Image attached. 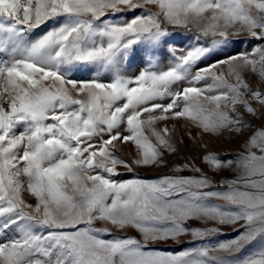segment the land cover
Segmentation results:
<instances>
[{"label": "snow or ice", "instance_id": "1", "mask_svg": "<svg viewBox=\"0 0 264 264\" xmlns=\"http://www.w3.org/2000/svg\"><path fill=\"white\" fill-rule=\"evenodd\" d=\"M0 264H264V0H0Z\"/></svg>", "mask_w": 264, "mask_h": 264}, {"label": "rangeland", "instance_id": "2", "mask_svg": "<svg viewBox=\"0 0 264 264\" xmlns=\"http://www.w3.org/2000/svg\"><path fill=\"white\" fill-rule=\"evenodd\" d=\"M254 47V44H243V45H238L235 48L230 49V52H237V51H251L252 48ZM222 58V57H221ZM210 61H205V63H209ZM204 65H201L203 67ZM248 80L256 84L257 83V78L251 74H248L247 76ZM169 127H171L173 124L176 125V132H175V138L176 140L183 139L185 143L183 145H179V151L177 154L174 155H166V160L168 161V167H160V168H139L136 169V175L143 177V178H155L158 176H162L165 174H170L171 169L174 165L177 164H184L189 161H194L196 166L200 167L211 175L212 173L209 171V168L207 165L203 164L201 162V157L206 154V150L201 147L202 144H207L208 151H213L216 153H219L223 155L224 153H235L239 150V141L235 139H229L227 134L220 138H214L211 136H204L202 140H190L188 138V132L192 131L195 132L196 130L192 128L190 124L187 123L185 120H180V121H168L167 122ZM162 124L157 125V127H161ZM145 135H148L151 138V133L150 131L145 128ZM154 139V138H153ZM117 155L123 157L126 160H131L135 156V148L130 145H120L119 150L117 151ZM119 171L123 173V176L120 177V179H129L132 177V173H128L124 168H119ZM190 173H185V175H188ZM235 175V173H230L226 172L223 173L222 175H217L215 177L216 180H222V179H230ZM193 226H199L198 224H194ZM96 227H103V224L100 222H97ZM224 233L226 235L220 236L215 238L216 240H226L230 239L231 236H233L235 233H233L231 227H224L223 228ZM117 235H132V236H137L138 238V233H136L134 230H128L126 233L124 232H116ZM191 237H186L185 240H190ZM188 243H184L182 245H176L172 244L169 242V244L166 245H160V247L168 249V250H176L179 251L182 248L190 247Z\"/></svg>", "mask_w": 264, "mask_h": 264}]
</instances>
